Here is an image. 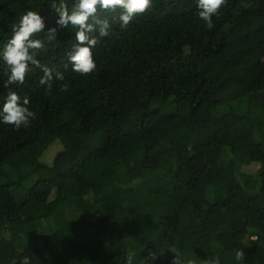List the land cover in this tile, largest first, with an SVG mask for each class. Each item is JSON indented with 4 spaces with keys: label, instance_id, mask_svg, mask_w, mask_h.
Masks as SVG:
<instances>
[{
    "label": "trees",
    "instance_id": "obj_1",
    "mask_svg": "<svg viewBox=\"0 0 264 264\" xmlns=\"http://www.w3.org/2000/svg\"><path fill=\"white\" fill-rule=\"evenodd\" d=\"M60 3L0 0V50L27 11L46 24L23 84L0 60V103L36 113L0 124V264H264V0H224L212 27L196 0H152L126 27L98 11L111 28L86 75Z\"/></svg>",
    "mask_w": 264,
    "mask_h": 264
},
{
    "label": "clouds",
    "instance_id": "obj_2",
    "mask_svg": "<svg viewBox=\"0 0 264 264\" xmlns=\"http://www.w3.org/2000/svg\"><path fill=\"white\" fill-rule=\"evenodd\" d=\"M224 0H196L199 18L208 27H212V19L218 15ZM152 0H74L71 9L61 0L59 6L53 5L57 12L56 23L64 28L69 25L76 27L74 43L67 54L68 63L72 70L81 75L93 72L96 63L93 59V49L99 38L107 37L111 25L107 19H100L98 11L122 9L119 16L121 27H126L137 14L145 13L151 6ZM91 19V23L89 22ZM46 27L45 19L40 12L27 11L17 24L12 27V34L0 50V60L6 65L7 80L5 87L16 83L23 84L29 65L39 66V61L35 57V51L43 47L41 39L33 37L44 31ZM54 33L55 28L49 30ZM44 76L40 79V84H47L53 79L52 69L43 68ZM56 78L63 80L62 74L57 73ZM49 88L51 87L48 84ZM65 90L67 85L64 86ZM29 98L21 97L15 91L9 90L3 103H0V124L11 125L15 128L27 127L30 120L35 119L36 113L29 109ZM243 251H237L235 259L237 262L243 259ZM154 254L149 251L145 259L152 264ZM176 264H180L176 261ZM209 264H220V258L216 257Z\"/></svg>",
    "mask_w": 264,
    "mask_h": 264
},
{
    "label": "rangeland",
    "instance_id": "obj_3",
    "mask_svg": "<svg viewBox=\"0 0 264 264\" xmlns=\"http://www.w3.org/2000/svg\"><path fill=\"white\" fill-rule=\"evenodd\" d=\"M254 168H255V167H251V166H250V167H248V168H245L244 170H246V171H252V170H255Z\"/></svg>",
    "mask_w": 264,
    "mask_h": 264
}]
</instances>
